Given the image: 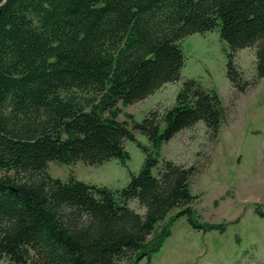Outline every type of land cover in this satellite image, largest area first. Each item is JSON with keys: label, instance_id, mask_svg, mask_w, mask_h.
<instances>
[{"label": "trees", "instance_id": "trees-1", "mask_svg": "<svg viewBox=\"0 0 264 264\" xmlns=\"http://www.w3.org/2000/svg\"><path fill=\"white\" fill-rule=\"evenodd\" d=\"M216 28L234 90L251 84L234 63L239 49L255 47L264 79V0H0V261L136 264L181 216L201 232L226 229L229 222L200 221L191 207L194 167L158 160L163 143L199 121L218 134L226 108L217 93L185 78L162 112L149 110L132 129L117 118L119 103L179 80L183 38ZM78 93L97 103L86 110ZM133 130L147 139L138 146L144 161L119 189L47 172L51 161L124 163Z\"/></svg>", "mask_w": 264, "mask_h": 264}, {"label": "rangeland", "instance_id": "rangeland-1", "mask_svg": "<svg viewBox=\"0 0 264 264\" xmlns=\"http://www.w3.org/2000/svg\"><path fill=\"white\" fill-rule=\"evenodd\" d=\"M184 65L179 80L165 83L145 99L129 104L119 103L118 120L132 129L152 109L160 112L173 105L175 95L185 78L196 79L205 89L215 91L226 108L225 121L212 136L203 122L185 128L163 143L158 160H172L193 166L190 190L191 207L200 221L229 222L222 232L193 229L185 216L170 226V235L160 249L136 264H264V79L255 72V47L235 52L234 63L249 87L238 93L225 73L227 43L218 29L194 33L179 42ZM80 103L90 110L98 100L94 94L78 93ZM135 141H125L128 158L124 163L110 159L91 166L81 161L73 164L51 161L47 172L66 180L69 175L86 183L119 189L130 174L137 173L144 161L139 144H148L144 135L133 130ZM128 206L144 213L135 199ZM176 209L169 213L172 215ZM167 219L159 222L151 239ZM128 258L115 264H130ZM0 264H12L6 257ZM29 264V263H27Z\"/></svg>", "mask_w": 264, "mask_h": 264}]
</instances>
